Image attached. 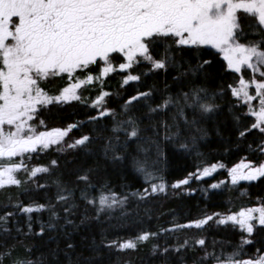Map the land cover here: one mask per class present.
<instances>
[{
	"label": "snow or ice",
	"instance_id": "snow-or-ice-1",
	"mask_svg": "<svg viewBox=\"0 0 264 264\" xmlns=\"http://www.w3.org/2000/svg\"><path fill=\"white\" fill-rule=\"evenodd\" d=\"M244 18L251 21L248 24L251 34L259 39L240 42L241 37L246 38L248 35L241 27ZM204 45L213 46L223 53L228 69H234L238 73L245 67L252 70L250 80L244 79L242 75L238 86L229 87L233 96L247 105L248 112L255 117L250 128L245 127L239 131V137L244 138L252 129H258L264 135V0H0V188L6 185L21 186L33 180L38 173H49L51 166L59 165L58 160L52 159L49 165L30 166L31 153L37 150L44 151L55 145L58 151H64L65 148L87 147L94 139H103L104 143L100 148L106 161L114 165L130 162L137 172L143 174L148 187L133 192L132 195L143 200L154 193L166 192L168 185L158 175L156 167L157 160L163 155L161 143L190 139L191 146H195L197 136L192 134L193 131L207 135L206 130L200 127L201 122L206 115L219 108L214 103L216 93L210 94L207 89L194 86V82L189 79L204 72L212 61L201 59L193 65L183 55L193 48L199 54L200 46ZM177 52L181 53L179 59ZM113 54H120L123 60L115 67ZM145 62L150 65L148 69L140 74H132L130 71L123 82L140 81L142 75L161 71L167 77L169 70L175 69L173 83L170 85L165 78L164 95L160 103H153L154 84L146 91H137L135 95L129 96L121 106L126 118L114 121L111 135L104 136V131L107 130V126H104L95 138L84 134L69 144L65 137L73 128L83 126L84 121L69 124L65 128L47 129L44 120L40 119L39 126L46 129L43 131L32 123L39 111L50 104H67L71 101L86 104L78 89L93 80H98L102 87L100 94L92 100L93 107L99 111L87 120L97 122L102 117H115L116 109L106 106V98L111 93L103 90V77L116 71L117 67L131 70L134 65ZM93 64L101 66L98 75L91 72L83 78L77 75L78 70H87ZM255 73H259L261 78L257 79ZM62 75H67L68 83L58 94H50L41 86L50 77ZM252 85H255V94L249 91ZM173 87L177 89L175 92L171 90ZM254 101H258V104ZM145 108L146 112L143 111ZM170 109L172 111L169 115ZM145 119L147 124L144 123ZM235 119L239 121L240 116L237 115ZM62 144L64 147H60ZM179 147L187 149L190 144L180 143ZM153 148L156 160L151 159ZM256 150L264 155V140L260 141ZM216 168L217 164L197 168L196 172L177 180L172 187L187 185L193 177L207 176ZM99 170V165L83 169V174L76 177V184L71 188L59 179L55 181L58 188L55 199L66 213L63 224L59 223L60 214L55 210L54 204H27L21 208V211L29 214L34 209L50 211L49 222L46 225L42 222L39 232L46 234L47 229L55 230L57 241L63 236L66 242L64 249L57 243L56 249L51 251L50 255L56 257L54 264H60V252L65 254L67 264H91L92 258L83 257L82 253H76L75 258L73 257L76 245L70 242L72 233L79 228L75 221L67 218L78 207L74 203V197L79 182L86 185V189L80 190V196L89 205L95 206L96 220L100 219L101 214L116 208L124 210V218L131 214L125 208L129 197L113 191L107 183L101 185L98 197L89 198L88 189L96 187L91 182V174ZM20 171L27 174L23 180L17 178L16 173ZM229 172L233 184L240 180L251 181L264 177V162L257 164L251 160L241 161L229 169ZM219 183L223 182L211 187H218ZM37 187L46 185L37 184ZM256 212L259 215L254 217L253 213ZM13 215L12 212L0 215V234H11L12 229L6 225ZM214 217H222L217 223L233 221L251 235L255 231L254 221L264 225V204L242 208L239 212L230 214L212 213L186 224H171L169 228H162L160 231L167 233L192 226L201 228ZM88 219L85 214L80 224ZM69 227L72 231H68ZM27 228L29 233L33 231L31 216ZM60 229H63L62 233ZM20 231L22 229L17 228V232ZM158 235L157 232L143 231L135 238L109 239L107 230L102 229L99 243L93 238V245L90 247L97 254L101 245L119 250L136 249L138 241H148L150 237ZM251 243L248 237L241 236L240 243L233 246L231 252L225 251L223 247L219 250L213 247L209 251L205 237L194 239L191 244L185 238L182 244L170 245L162 251L167 254L172 248L179 253L188 247L194 249L199 245L205 251L193 264L209 259L214 264H264V254L260 249L253 255L245 252L244 245ZM0 246L4 248L0 251V264H4L6 260L9 264H42L35 259L14 256L17 247L15 244ZM157 249L159 245H153V251ZM26 250L32 251L30 246H26ZM181 260L184 258L181 257Z\"/></svg>",
	"mask_w": 264,
	"mask_h": 264
},
{
	"label": "trees",
	"instance_id": "trees-1",
	"mask_svg": "<svg viewBox=\"0 0 264 264\" xmlns=\"http://www.w3.org/2000/svg\"><path fill=\"white\" fill-rule=\"evenodd\" d=\"M245 20L251 22L247 18L242 19L241 27L248 35L246 38L241 37L240 42L247 43L249 40L259 39L258 36L251 34ZM180 55L181 53L177 52L178 59ZM183 55L193 65L201 59L212 61L211 65L206 66L204 72L197 73L189 79L194 82V86L205 88L210 94L216 93L214 103L219 105V108L206 115L201 122L200 127L206 130L207 135L193 131L192 134L197 136L195 146H191L190 139L161 143L163 155L157 160L156 167L158 175L162 176L168 185L167 191L154 193L143 200L139 196L132 195L131 193L148 187L144 182L143 174L137 172L130 162L114 165L106 161L100 148L104 143L103 139H94L87 147L65 148L64 151H58L55 145L44 151L37 150V152L31 153L30 166L49 165L52 159L58 160L59 165L51 166L49 173H38L33 180L21 186L6 185L0 188V215L5 212L14 213L6 225L12 229L11 234L8 236L0 234V245L15 244L17 247L13 255L19 256L21 259H35L42 264H54L56 257L50 255L51 251L56 249L57 243L61 249H64L66 242L63 236L57 241L55 230L47 229L46 234L39 232L41 223L46 225L49 222L50 211L34 209L29 214L21 211V208L27 204H54L56 205L55 210L60 214L59 223L63 224L66 213L63 212L60 202L55 199L58 191L55 181L59 179L71 188L76 184V177L83 174V169L96 168L99 165L100 170L91 174V182L96 187L88 189L89 198L98 197L101 185L107 183L113 191L129 197L125 208L130 210L131 214L124 218V210L116 208L101 214L100 219L96 220L95 206L89 205L80 196V190L86 189V185L84 182H79L74 197V203L78 207L71 216H67L68 219L79 225L78 230L72 233L70 241L76 245L73 253L74 258L76 253H82L83 257L92 258L91 264H128V262L131 264H184V261L186 264H193L194 260H198L203 255L205 251L203 247L196 245L194 249L188 247L179 253L170 248L167 254L163 253L162 249L170 245L182 244L185 238H188L191 244L194 239L205 237L207 250L211 251L213 247L219 250L223 247L225 251L231 252L233 246L240 243L241 236H246L252 241L251 244L244 245L247 254L253 255L257 249H260L264 254V225H259L256 221H254L255 231L251 235L233 221L217 223L216 221L222 217H214L212 221L201 228L192 226L167 233L160 231L162 228H169L171 224H186L190 220L199 219L212 213L230 214L239 212L242 208L259 207L264 204V177H258L251 181L240 180L233 184L229 172V169L241 161L251 160L257 164L264 162V155L256 150V146L261 140H264V135L258 129H252L244 138L239 137V131L245 127L250 128L251 124L255 122V117L248 112L247 105L233 96L229 87V85L238 86L242 75L244 79L250 80L253 74L238 73L234 69H228L227 61L223 55L205 45L200 46L199 54L193 48L191 51H185ZM112 60L114 67L123 62L120 54H113ZM187 66L185 63V67ZM100 67V64L90 65L87 70H78L77 75L81 78L88 72L98 75ZM149 67L150 65L146 62L138 66L134 65L131 70L117 67L116 71L103 77V90L111 93L106 98V106L116 109L115 117H102L97 122L87 120L89 116H95L99 111L98 108L93 107L92 100L100 94L102 87L98 80H93L78 89L79 94L87 102L86 104L79 101H71L67 104H50L39 111L32 123L38 126V130L43 131L46 129L39 126L40 119L44 120L47 129L65 128L69 124L84 121L83 126L73 128L65 137L66 143L69 144L84 134L95 138L97 133L104 129V126H107L104 136L111 135V125L114 121L126 118L121 106L129 96L135 95L137 91H146L154 84L153 103H160L161 97L164 95L165 78L170 85L173 83L172 77L176 75L175 69H170L167 77L161 71L156 74L142 75L140 81H129L126 84L123 82V78L130 71L132 74H140ZM256 78L260 79L257 75ZM67 83V75H62L50 77L41 86L50 94L55 95ZM221 89H223L222 93ZM250 89V92L253 91L254 94L255 85H252ZM171 90L175 92L177 89L173 87ZM254 103L258 104V101H254ZM143 111L146 112L147 109L145 108ZM171 111L172 109L169 110V115ZM237 115L240 116L239 121L235 119ZM144 123L147 124L148 121L145 119ZM185 142L190 144L189 148L179 147L180 143ZM60 147H64V145L62 144ZM151 153V159L156 160L154 148ZM207 164H217V168L207 176L193 177L187 185L178 188L172 187L177 180L184 179L189 173H194L197 168H202ZM16 175L17 178L23 180L27 174L20 171ZM154 182L158 183L159 181ZM218 182L223 183H219L218 187H211ZM37 184L46 185V187L38 188ZM189 189H195V191H189ZM17 201L20 203L17 204ZM63 207H67V205H63ZM85 210L87 211L85 212ZM85 214L89 219L84 224H80V220L84 218ZM256 214L259 215L258 212ZM29 216L32 218L33 231L31 233L27 228ZM17 228L22 231L17 232ZM102 229L107 230L109 239L135 238L143 231L157 232L159 235L150 237L148 241H138L136 249L119 250L101 245L99 254H97L90 245H93V238L96 243H99ZM68 231H72V228L69 227ZM60 232L62 233L63 229H60ZM214 241L215 245H213ZM153 245H159V249L155 252ZM26 246H30L32 251L28 252ZM3 250V246H0V251ZM217 254L219 253L217 252ZM181 257L184 258L183 261ZM58 258L60 264H67V258L63 252L58 254ZM4 264H9V261L6 260ZM199 264H214V261L209 259L199 262Z\"/></svg>",
	"mask_w": 264,
	"mask_h": 264
},
{
	"label": "rangeland",
	"instance_id": "rangeland-1",
	"mask_svg": "<svg viewBox=\"0 0 264 264\" xmlns=\"http://www.w3.org/2000/svg\"><path fill=\"white\" fill-rule=\"evenodd\" d=\"M246 21V23L245 24H249V23H251V22H249L248 20H245ZM205 46H208V47H212L213 49H215V50H217L219 53H221L218 49H216V48H214L213 46H210V45H205ZM222 55H223V53H221ZM224 57V56H223ZM245 72H249V73H252V70L251 69H247L246 67L245 68H242V70H241V72L240 73H245ZM253 74V73H252ZM255 75H257L258 77H260V75H259V73H255ZM261 78V77H260ZM251 89L249 88V91H250ZM251 93V92H250ZM252 94H253V91H252ZM255 94V93H254ZM245 171H246V169H245ZM254 214H256V213H253V216H254ZM258 215L256 214V217H257Z\"/></svg>",
	"mask_w": 264,
	"mask_h": 264
}]
</instances>
